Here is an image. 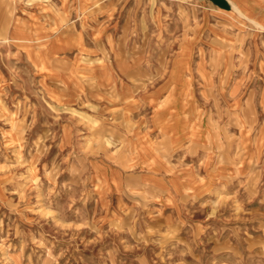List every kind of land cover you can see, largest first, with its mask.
Segmentation results:
<instances>
[{
    "label": "rangeland",
    "instance_id": "rangeland-1",
    "mask_svg": "<svg viewBox=\"0 0 264 264\" xmlns=\"http://www.w3.org/2000/svg\"><path fill=\"white\" fill-rule=\"evenodd\" d=\"M231 1L0 0V264H264V0ZM126 82L193 83L178 144Z\"/></svg>",
    "mask_w": 264,
    "mask_h": 264
},
{
    "label": "crops",
    "instance_id": "crops-1",
    "mask_svg": "<svg viewBox=\"0 0 264 264\" xmlns=\"http://www.w3.org/2000/svg\"><path fill=\"white\" fill-rule=\"evenodd\" d=\"M229 2V4L231 6L232 5V1L231 0H227ZM140 71V69H130V71H126L124 75H121L119 73H117L116 71H114V77L120 78V77H126V78H141L142 76L145 75V73H141L138 74L136 72ZM113 73H111V76L113 77ZM98 79L97 76L95 75V73L92 75V77H89L88 79ZM128 84V86L125 87V89L119 88V91L117 92V96L119 97L120 102L122 103H126V109L128 110V112H133V113H137L136 109H138L139 104H141L140 101H138L137 99V95L142 94L143 96L141 98V101L144 104V101H147V105H150L153 107V109L158 108V106H160L161 112L158 111L157 113H155V115H153V117H144V116H138L139 118H142L141 122H139V126H143V128H147L150 131L154 130V132H160L162 134V137H170L172 140L175 141V144H178V139H179V135L180 134H185L188 133L185 130L188 129V123L191 122V118H192V111L190 109V104H188L187 109L185 110H179V101L180 104L182 103V98L184 97L182 95V87H184V89L182 90H189L190 91V87H193V83H189L186 82L182 85L179 86V88L177 87V85H173V84H158L157 86H147V87H143V89L139 90L133 86H131L128 82H126ZM148 87H153L148 88ZM159 89V90H158ZM169 91V92H166ZM181 91V92H179ZM159 92H166L164 96H157L159 94ZM163 93V94H164ZM106 100L109 101V99L105 96ZM146 98V99H145ZM112 101H114L112 99ZM183 104V103H182ZM181 104V105H182ZM186 107V105H184ZM182 108V107H181ZM135 111H134V110ZM164 109V112H163ZM181 111V112H180ZM127 112V113H128ZM130 114V113H129ZM143 115V114H142ZM172 126V128L170 127ZM169 127V128H168ZM167 129V130H166ZM135 130L138 131V129L135 128ZM166 130V131H165ZM149 133L144 132V136L146 137ZM177 136V137H176ZM137 137V135H136ZM138 137H140V135L138 134ZM176 139V140H175ZM144 140V138H143ZM142 140V141H143ZM137 142V141H136ZM145 149H147V154L144 156H151V157H159L161 155V152H159L158 150V146L155 147L154 146H144ZM155 147V148H154ZM142 151V149L138 148V150H135L136 152L134 153V156L136 157H141L143 156L142 154H140V151Z\"/></svg>",
    "mask_w": 264,
    "mask_h": 264
},
{
    "label": "bare ground",
    "instance_id": "bare-ground-1",
    "mask_svg": "<svg viewBox=\"0 0 264 264\" xmlns=\"http://www.w3.org/2000/svg\"><path fill=\"white\" fill-rule=\"evenodd\" d=\"M252 17V16H251ZM255 19V18H254ZM260 24V23H259Z\"/></svg>",
    "mask_w": 264,
    "mask_h": 264
}]
</instances>
